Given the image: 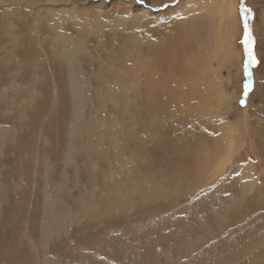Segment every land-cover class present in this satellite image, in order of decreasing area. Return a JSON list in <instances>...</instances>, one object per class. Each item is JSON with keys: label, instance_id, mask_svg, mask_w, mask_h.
<instances>
[{"label": "rangeland", "instance_id": "374dc122", "mask_svg": "<svg viewBox=\"0 0 264 264\" xmlns=\"http://www.w3.org/2000/svg\"><path fill=\"white\" fill-rule=\"evenodd\" d=\"M150 1L0 0V264H264V1Z\"/></svg>", "mask_w": 264, "mask_h": 264}, {"label": "bare ground", "instance_id": "6f19581e", "mask_svg": "<svg viewBox=\"0 0 264 264\" xmlns=\"http://www.w3.org/2000/svg\"><path fill=\"white\" fill-rule=\"evenodd\" d=\"M166 1H170V0H151L150 2L153 6H159ZM262 1L264 0H251V2L253 3L257 2L259 4L262 3ZM226 2L227 1L225 0H213V1H210L207 5L198 4V7H200V9L197 7V5L194 7L192 6L187 7V9L190 12H192L194 17L196 16L195 18H197L200 13V12L197 13L196 10L197 9L200 11L202 10L201 12L202 14L201 13L200 14H201V17L203 18L202 19L203 23L198 25L199 23L193 21V25H195L199 29L197 34H193V33L191 35L187 34L186 33L187 30H186V32H184L183 34L181 33L182 36L180 35L178 37L179 39L176 43L178 44V46H180L181 48L180 51H185L187 54L198 51L199 52L198 56L200 57V54H201V56H203L202 57L203 60L201 59L193 60V63L191 65H193V67L196 68V71H194V74H189L190 72H189L188 65H184V64L177 70H175V68H170L169 66L168 67L165 66V68L163 67V71H162L163 76L159 78L162 83L166 81L167 82L171 81L172 83L173 82L172 79L168 78L169 77L168 74L172 73V76L178 75V74H184V75L186 74L187 78L191 77L193 79H196L201 85L204 86V83L206 80L204 77V73H203L204 69L210 66V63L214 60V57L216 56H223L225 58L227 57L230 44L232 43V42L230 43V38H232L231 30L233 26H234V32L236 31L235 24L237 22V11H235L234 4L231 3V5L228 6ZM187 9H185V11H187ZM260 28H261L260 29L261 31L258 35V38L262 42L261 44H263L264 43V15L262 17V25ZM190 37L191 38L194 37V39L197 37L196 41L198 43L196 44V41L194 40L195 44L194 43L188 44V40H189L188 38ZM263 68H264V62L260 68L261 71ZM207 70H210V69H207ZM202 95H203V92L199 90L198 88L194 91L193 98L197 99V97H201Z\"/></svg>", "mask_w": 264, "mask_h": 264}, {"label": "snow or ice", "instance_id": "6c2138e0", "mask_svg": "<svg viewBox=\"0 0 264 264\" xmlns=\"http://www.w3.org/2000/svg\"><path fill=\"white\" fill-rule=\"evenodd\" d=\"M245 43L249 44V46L251 45V37L249 36L248 39L245 41ZM249 58H250V62H254V59L252 58V54H251V48L249 47ZM246 88H250L251 85L250 84H246L245 86Z\"/></svg>", "mask_w": 264, "mask_h": 264}]
</instances>
